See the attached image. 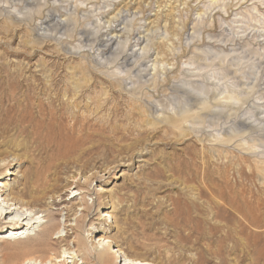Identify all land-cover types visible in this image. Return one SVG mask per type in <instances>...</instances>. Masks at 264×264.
Listing matches in <instances>:
<instances>
[{"label":"rangeland","instance_id":"obj_1","mask_svg":"<svg viewBox=\"0 0 264 264\" xmlns=\"http://www.w3.org/2000/svg\"><path fill=\"white\" fill-rule=\"evenodd\" d=\"M18 115L0 208L35 174L53 187L13 217L53 230L0 264H264V0H0V127Z\"/></svg>","mask_w":264,"mask_h":264},{"label":"bare ground","instance_id":"obj_2","mask_svg":"<svg viewBox=\"0 0 264 264\" xmlns=\"http://www.w3.org/2000/svg\"><path fill=\"white\" fill-rule=\"evenodd\" d=\"M119 21V20H118ZM44 23V22H43ZM58 25V24H57ZM62 27V26H61ZM58 28V27H57ZM112 38V37H111ZM114 38V37H113ZM112 38V39H113ZM116 40V39H115ZM109 42V41H108ZM112 47V46H111ZM108 51V50H107ZM80 67V66H79ZM84 75V74H83ZM88 80V79H87ZM86 82V81H85ZM57 85V84H56ZM74 85V84H73ZM55 86V85H54ZM79 86V85H78ZM77 87V86H75ZM19 89V88H18ZM79 89V88H78ZM202 91V89L200 90ZM233 96H237V95H233ZM112 97V96H111ZM230 99V97H228ZM237 98V97H236ZM38 105V104H37ZM120 106L119 104L117 105V107ZM50 107V106H49ZM84 107V106H83ZM260 107V106H259ZM99 108V107H98ZM113 108V107H112ZM120 108V107H119ZM46 109V107H45ZM51 109V108H50ZM60 110V108H59ZM132 110V109H131ZM112 111V109L110 110ZM41 112V108L38 107L37 109V113H40ZM186 113V112H184ZM183 113V114H184ZM195 113V112H194ZM50 114V113H49ZM80 114V113H79ZM182 114V113H181ZM110 115V113H109ZM114 115V113H113ZM50 116V115H49ZM179 116V115H177ZM181 116V115H180ZM25 117V116H24ZM51 117V116H50ZM70 117V116H69ZM81 117V116H80ZM67 118V117H66ZM72 118V117H71ZM25 118H23V116L21 115H18L17 117H8L7 118V121L5 123V125H3L2 127H0V131L2 132H5L8 130V127L9 125L11 124H15V127L17 130H21V133L24 131V129H26L25 127H23V122H24ZM4 121V120H3ZM71 121V120H70ZM145 121V120H144ZM79 122V121H78ZM151 122V121H150ZM155 123V121H153ZM181 122V121H180ZM149 123V122H147ZM33 124V123H32ZM76 124V123H75ZM151 124V123H150ZM182 124V122H181ZM33 125L35 126H32L31 129H30V132H37V129L38 127L40 126L39 124L37 123H34ZM68 125V124H67ZM72 126V125H71ZM83 126V125H82ZM155 126V125H154ZM179 126V124H178ZM49 127V126H48ZM246 127V126H245ZM47 129V128H46ZM49 129V128H48ZM43 132V131H42ZM34 133V134H35ZM139 133V132H138ZM176 133V132H175ZM4 134V133H3ZM38 134V133H37ZM132 135V132L129 131L127 134H123L120 138L121 139H128L130 136ZM177 135V134H176ZM139 136V134L137 135ZM34 137V136H33ZM139 138V137H138ZM21 145V144H20ZM52 146V145H51ZM47 153H53V147H51ZM64 154V153H63ZM47 155V154H46ZM50 156V155H49ZM53 161V160H52ZM48 162V161H46ZM50 163V162H49ZM53 164V162H52ZM45 165V163H44ZM43 166V165H42ZM50 166V165H49ZM52 166V165H51ZM58 166V165H57ZM59 167V166H58ZM42 168V167H41ZM53 168V167H52ZM56 168V167H55ZM40 172V170H39ZM40 174V173H39ZM38 174V175H39ZM43 176V175H42ZM40 176V177H42ZM49 176V175H47ZM36 175L35 174H31L28 178H27V181L25 183L26 187L24 188V190L21 191V193L18 195V196H15V197H12V199H5L3 198L2 201H6L5 202V205L4 207L6 208V210L0 208V239H3L4 241L5 238H9V239H15L16 237H12V236H15L17 234H19L18 238H23L24 240L21 242V246H23L24 249H28V250H33L34 246H37L34 250L35 253H38V252H43L45 251V248L43 247V245L46 244V242L43 240L42 237H46V236H49V234L52 232L53 230V224H50L48 226H44V227H41L40 226L46 222L47 220H33L35 217V214L34 213H26V214H20V215H16V218L13 217V214L15 212H17L19 209H21V207H17L19 201H21L22 205L21 206H24V205H30L28 201H26L24 203V199L25 197H28V198H31V201L35 204L37 202H41V200L43 199V197H41V194L44 195V193L47 191L46 189L51 185L53 187V183L52 184H45L43 186L42 183L41 185H39L37 183V180H36ZM44 177V176H43ZM53 177V176H52ZM38 179V177H37ZM41 179V178H40ZM50 179V178H49ZM52 179V178H51ZM50 179V180H51ZM49 180V181H50ZM53 180V179H52ZM44 181H45V177H44ZM48 181V179H47ZM46 181V183H47ZM48 181V183H49ZM54 181V180H53ZM58 181V180H57ZM43 182V181H42ZM45 183V182H44ZM51 183V182H50ZM1 186V184H0ZM52 192H53V189H52ZM1 194H0V198H1ZM7 200H9V202H7ZM26 210V209H25ZM179 211H182V210H179ZM187 212V211H186ZM57 216V213H48V214H44L42 217H48L49 219L53 220L55 219ZM104 216H108L107 214H104ZM181 220V219H180ZM26 221V222H25ZM251 223L253 225H255L256 227H258L259 225L256 223V221L254 222L253 220H251ZM34 224H39L38 225V228H40V236L39 237H32V233L29 232V231H26V229H23L24 227L26 228H31ZM37 228V227H36ZM9 232V233H8ZM8 233V234H6ZM30 233V234H29ZM23 234V236H21ZM108 241H106L107 243ZM44 249V250H43ZM24 251V250H23ZM108 251V247H104L102 248L101 251H99V253L97 254V259H98V262L100 263L101 260L105 257L106 253ZM27 252V251H26ZM84 252V251H83ZM89 252V251H88ZM65 251L61 254V255H58V256H52V255H47L46 257H43V258H36V259H39V263L41 264H66L64 259L67 257L65 256ZM82 253V252H81ZM87 253V252H86ZM85 254V253H84ZM67 255V254H66ZM85 256V255H83ZM89 256V254H88ZM88 256L85 257V259H88ZM26 259H28V261L24 262L23 264H28L29 261L33 260V256L32 255H29L28 257H26ZM34 259L35 261H38ZM126 258H124V261L122 264H139V262L135 261V260H128V262L126 263ZM85 262V261H84ZM88 262V261H86ZM83 263V261H82ZM120 264V263H119ZM145 264V263H144Z\"/></svg>","mask_w":264,"mask_h":264}]
</instances>
